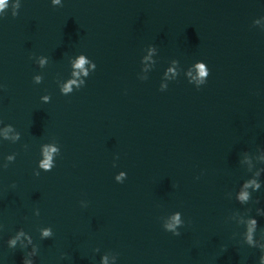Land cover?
<instances>
[{
  "label": "water",
  "instance_id": "water-1",
  "mask_svg": "<svg viewBox=\"0 0 264 264\" xmlns=\"http://www.w3.org/2000/svg\"><path fill=\"white\" fill-rule=\"evenodd\" d=\"M16 3L0 14V120L22 134L17 144H0V159L18 153L0 170L3 264H22L23 253L6 246L20 227L40 246L38 264H99L104 252L119 264H258V250L239 239V205L226 194L247 175L239 153L258 155L264 146V0ZM150 44L158 64L142 82ZM80 53L97 70L85 88L63 96L56 81ZM39 55L49 57L46 69L30 59ZM171 60L185 69L205 62L207 84L197 90L181 76L160 92ZM45 94L50 104L40 103ZM50 141L61 155L36 177L40 145ZM121 172L123 184L115 179ZM255 195L264 206V194ZM176 211L186 222L180 237L161 226ZM43 226L53 239L39 240Z\"/></svg>",
  "mask_w": 264,
  "mask_h": 264
},
{
  "label": "clouds",
  "instance_id": "clouds-1",
  "mask_svg": "<svg viewBox=\"0 0 264 264\" xmlns=\"http://www.w3.org/2000/svg\"><path fill=\"white\" fill-rule=\"evenodd\" d=\"M11 3V0H0V14L5 12ZM53 7H64L65 0H51ZM20 3L14 5V8L19 9ZM15 14V13H14ZM264 20V18H262ZM261 20H257L256 24L260 25ZM264 31V28H261ZM159 49L156 45L150 44L142 52L140 59V71L137 73V79L146 82L150 78V73L153 72L158 64ZM30 59L35 65L43 70L46 69L50 63V59L46 55L31 56ZM146 59H152V63L146 64ZM69 74L67 78H58L56 83L59 92L63 96H71L87 86V81L91 75L97 70V64L90 59L85 53H80L71 56L68 60ZM175 69V73H173ZM187 71V75H185ZM211 70L203 61H197L189 65L187 69L180 65L178 60H171L168 66L164 69L159 86L160 92H167L169 85L179 80L183 76L190 85H193L197 90L204 87L210 77ZM35 85H40L44 82V75L35 74L32 78ZM3 90V86H2ZM52 96L45 94L40 97L41 104H50ZM22 140V134L17 128L10 123H5L0 120V144L9 142L17 144ZM25 151L29 149V145L24 144ZM257 154H252L248 150L239 153L238 166L240 169H246L247 175L241 179L234 191L226 194L227 199L234 200L236 207L233 219L242 226V232L239 239L242 246L249 249L258 250V264H264V227L260 225L258 218H264V206L262 199L255 194H264V146L257 147ZM18 153H11L0 159V170L9 168L17 159ZM61 155V146L58 142H46L40 145L39 158L36 162V168L33 174L39 177L41 173L52 172L56 167L57 158ZM116 181L123 184L126 180V173L121 172L115 177ZM200 179L199 176L196 177ZM12 189L16 188V184L10 185ZM82 208H87L80 202ZM34 215L39 217L40 211L36 209ZM27 219V217H25ZM162 228L165 232L170 233L174 237L182 235V229L186 227V222L181 211H176L168 216L162 223ZM5 230V225L0 222V233ZM39 233V240L53 239L55 236L54 230L51 226H43L37 229ZM8 249L15 251L19 249L23 253L22 264H38L40 256V246L36 243L33 235L26 231L25 228L20 227L7 241ZM98 254L100 250H95ZM222 251H227V246L222 248ZM61 259H67L66 255H62ZM0 264H3V259L0 258ZM99 264H119V256L104 252L100 255Z\"/></svg>",
  "mask_w": 264,
  "mask_h": 264
}]
</instances>
